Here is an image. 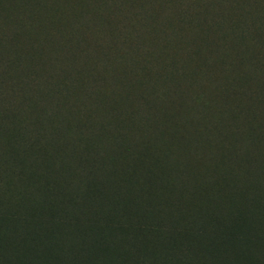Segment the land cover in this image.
Returning <instances> with one entry per match:
<instances>
[{
  "label": "trees",
  "instance_id": "trees-1",
  "mask_svg": "<svg viewBox=\"0 0 264 264\" xmlns=\"http://www.w3.org/2000/svg\"><path fill=\"white\" fill-rule=\"evenodd\" d=\"M31 1L33 8L40 10L42 2L47 3L49 0ZM168 1L171 0H141L140 5L145 3V7L139 6L142 10L140 9L138 13L126 11V7L120 8V11L123 10L130 16L150 17L155 22L159 14L165 11L160 5ZM228 1L241 10L237 18L226 20L222 17L219 4ZM191 2L192 0H174L168 17L154 24L157 31L163 35L157 47L161 52L164 49V52L162 55L159 54V57L153 51L141 56L145 60L142 61L143 66L154 67L151 61H154L157 67L159 65L156 75L146 78L141 74L135 76L133 81H129L125 76L127 71L123 67L119 79L120 83L126 82L124 83L126 87H119L116 96L113 97L123 98L131 95L130 90L136 85L137 89H133L132 94L140 89H147L153 94L151 97L159 98L157 88L160 82L178 84L182 79V69L178 65L175 66L173 58L171 60L166 58L173 55L171 47L178 45L180 40L187 37V32H190L194 37L199 35L202 39L205 38V42L202 41L204 43L202 60L209 61L213 58L212 67L209 63L203 64L204 76L209 71H212V74L215 72L219 74L222 68V72L235 74L232 80L223 83L226 88L228 85L227 89L233 88L229 93L239 95L237 98H264V0H202L200 8L197 6L200 3ZM110 4L118 8L114 2ZM242 5H246L245 9ZM13 6L12 0H0L1 32L7 29L5 15L11 11L7 9ZM19 6L18 3L15 13ZM23 6L17 13L15 21L21 22V16L26 13L25 22H22L24 23L22 27L26 28L30 24L27 21L36 18L37 14L34 9L29 10L27 5ZM78 7L79 2H75L70 8ZM174 7L175 10L171 12ZM207 7L210 8L208 12L204 10ZM100 8L103 9L98 7L97 10ZM101 14H98L96 25L106 23ZM10 16L12 15L7 14V18ZM67 27L66 36L61 35L57 38V41L61 38L57 46L65 59L69 55L71 57L79 55L77 43L81 37H86L82 31L80 32L75 21ZM145 27L147 28V25L144 24L142 35L139 33L141 39L137 40H132L126 32L120 35L121 28L115 30L109 48L110 51L115 48L121 54L113 56L112 61L123 58L122 64H129L124 58L134 59V56L130 55H138L136 52L145 49V43H151V40H142ZM206 38L210 41L207 42ZM171 39L173 40L170 41ZM114 43H117L116 46ZM121 44L124 46H119ZM127 48L131 49V52L126 53ZM110 51L108 54L105 52L107 56L112 55ZM42 52V43L35 44L29 51L22 50V57L18 56L10 63L16 62L26 68L25 66L32 65V61L34 63ZM34 57L37 59H33ZM72 64L63 65L65 71L60 76H57L59 72L38 73L35 66L32 69L28 66V78L35 93L34 101L31 102L33 112L30 113L25 98L16 91L12 96L18 98H9V102L2 103L7 112L0 108V251H3V255L0 254V264H33L36 258H39L37 264L84 262L109 264L116 259L119 262L118 255L123 251L126 255H131L133 262L143 263L144 259L139 261L137 258L146 257L147 254L157 257L159 248L153 254L151 243L160 246V237L167 232L166 226L138 219L142 218L145 212L146 215L155 213L156 208L161 206L166 198L165 193L178 191L177 198L181 200L182 193L187 191V181L182 180L179 187L175 182L176 178L181 179L183 176L189 178L190 175L197 177L194 174L197 173L196 170L191 171L187 164L202 152L200 129L204 125L202 128L199 127L198 119L192 118L194 125L188 123L192 127L193 135L189 133L175 138L171 134L170 138L164 137L161 131L156 132L153 129L144 131L150 118L144 117L138 119L140 122L143 120L140 124L135 123L137 115L135 110L122 113L116 109L115 106L118 105L113 99L109 109L112 114L108 121L116 124V132L111 137L104 135L106 129L102 132L101 128L97 127L99 120L95 125L88 117H82L80 120L73 115L84 110L92 111L98 103L93 101L88 92L83 93L84 96L80 93V97L84 98L76 100L69 98L76 89L75 85L71 84L78 80L77 73L71 70L74 69L71 67ZM132 76L130 75V78ZM147 86L149 88H146ZM172 88L170 87L168 91ZM104 90L108 91L102 88L100 93ZM205 91L208 92V89L202 88V92ZM2 104L0 102L1 106ZM204 107L208 108L207 102ZM152 108L148 110L150 114ZM238 108L242 113L244 110L247 112L246 117L240 111L233 110L229 120H226L230 122L229 127L232 131L248 135L254 149L264 150V104L256 108L242 104ZM223 116L222 118L226 115ZM69 117L71 122H68ZM258 119L259 125L248 126L251 121L258 123ZM212 120L216 121L215 118ZM103 126L110 128L109 124ZM251 128L255 130L252 132ZM211 130L212 128L208 129ZM249 131L252 134H247ZM212 133L209 140L215 139L219 151H224L223 157L226 158L224 161H229L232 166L239 168L236 173L238 176L249 177L254 183V186H250L252 194L247 198V192L241 190L240 186L237 187L234 180H230L233 179L230 171L224 173L221 171L214 180L215 188L209 191L208 197L213 199L207 208L209 212L204 211L202 215V226H189L184 228L183 232H180L177 226H173L174 234L167 232L170 239L163 248L165 251L162 250V255L166 256L174 246L177 247L178 242L185 240V245L180 249H183L181 250L183 255H187L189 252L187 246L201 243L199 238L201 237L202 243L216 245L217 252L223 258L222 261L213 264H251L242 258L243 250L250 253L255 251L252 245H249V248L243 245L251 243V235L248 232H241L239 228L228 229L224 222L229 214L234 217L250 218L253 215L251 208L254 204L263 202L264 211V163L261 166V163L255 165L254 162L253 168L249 165L241 166V163L247 161L242 156L246 151H243L241 134L239 138L234 133L231 142L227 144L221 141L220 137L217 138L213 130ZM175 142L179 143L178 148ZM212 144L214 142L211 146ZM207 146L209 141L205 143V147ZM190 148L191 153L187 152ZM155 157L160 160L153 159ZM139 159L160 163L155 165L150 162V169L148 167V170H144L138 166ZM220 159L219 163H223L222 158ZM215 163L220 166L218 162ZM196 164L199 162L194 165ZM209 166L210 164L204 166L202 163L203 170L208 171ZM158 169L165 172L158 173ZM215 170L217 173L218 169ZM172 171L178 172L179 175L173 177ZM222 187L227 188L225 201L228 200V204L216 198L224 191ZM142 196H145L144 206L140 208L138 199ZM158 235L157 241L149 239L150 237L157 239ZM86 245L87 249L84 247ZM140 249L145 250L147 254L139 253ZM81 251H84L85 256L88 255L84 261L78 258L83 255ZM230 251L232 255H229ZM230 256L233 259H230ZM215 260H219L217 256ZM262 262L264 264V260Z\"/></svg>",
  "mask_w": 264,
  "mask_h": 264
},
{
  "label": "rangeland",
  "instance_id": "rangeland-1",
  "mask_svg": "<svg viewBox=\"0 0 264 264\" xmlns=\"http://www.w3.org/2000/svg\"><path fill=\"white\" fill-rule=\"evenodd\" d=\"M25 2L24 0H12L14 6L7 9L11 11H8L7 13L6 11H3V13H6L5 21L7 29L5 32H1L2 29H0L1 104L3 102H9V98H18V96H12V94L15 95L16 91V93L21 94V96L25 98L24 100L29 106L30 113L31 111L33 112L34 109L31 102L34 101L35 93L33 92L32 83H30L28 78L27 67L31 66L32 69L33 66H35L38 73L50 72L49 74H53L59 72L57 76H60V74L65 71L63 65L73 63L71 67L74 69L71 70L72 72L75 71L77 73L78 80L76 83L72 82L71 85H75L74 88L76 89L72 93V96L69 95V98H72V100L84 98V94L88 92L93 101H97L98 103L96 108L92 111L84 110L74 113L73 115L80 120H82V117H88L92 124L97 123L99 120L100 122L97 127H100L102 132L106 129L104 135L111 137L116 132V124L112 121H108L109 116L112 114L109 109L111 108L110 104L113 99L118 105L115 106L116 109L122 113L134 112L135 110V113H137L135 116V123L140 124L143 121L142 120L140 122L138 119H142L144 117L150 118L148 125H145L147 127L144 128V131H151V129L156 132L161 131L164 137L169 136L170 138V135L173 134L175 138H180V136H186L191 133L192 127L189 126L188 123L194 125L192 118L198 119L197 123L199 124V127L202 128V125H204V127L200 129L202 131V152L195 160H190V164H187V168L191 171L194 172L196 170L197 173L194 174L197 177L194 178L193 175H190L189 178H185L184 176L181 177V179L176 178L175 182L179 187L182 180L187 181V191L182 193L181 200L177 198L178 191L165 193L166 198L162 201L161 206L156 208V212L151 215H146L147 212H145L144 216L138 220L164 224L166 226V231L173 234V226H177L180 229V232H183V229L189 226L201 227L202 215L206 211L209 212L207 208L213 199L208 197L209 191H212V189L215 188L214 180L221 173V171L222 173L230 171L231 178H233L230 180H234L237 187L240 186L241 190L244 189V191L247 192V198L250 194H252L250 192L254 183L249 179V177L238 176L236 173L239 171V168L235 165L232 166L229 161L225 162L224 160H226V158L223 157L224 151H219V145H215L217 143L215 139H209L213 135L212 130L217 138L220 137V140L227 144L228 142H231L234 133L238 137L241 134V138H239L244 145L243 151H246V153L242 156L247 159L246 162L241 163V166L245 167L249 165L253 168L258 163H261L262 166L264 159L260 158H264V150L261 148L257 150L256 148L254 149L251 147V141L248 138V135L246 136L244 133L239 131H232L229 127L230 122L226 120H229V117H231L230 113L233 110L240 111L238 108L239 105L245 104L246 107L250 106L251 108H256L264 104V98H237L239 95L229 93L233 88L227 89L228 85L226 88L223 83L232 80L233 75L235 74L226 71L222 72L221 67L219 74L217 72L212 74V71H209L208 74L204 76L205 72H203V64L209 63V65H211L210 67H212L213 59L212 58L209 61L202 60V50L204 47V43L202 41L205 42V38L202 39V36L199 35L194 37L190 32H187V37H185V39L180 40L178 45H173L171 47L173 55L166 59L171 60L173 58L172 61H175V66L178 65L181 67L182 79L176 85L173 83L169 84L168 82H160V85L157 88L160 94L159 98L151 97L153 94L147 89H140V91L138 90L135 94H132L134 91L133 89H137L136 85L132 87V90H130L131 95L123 98L113 97L116 96L119 87H126L124 84L126 82L120 83L121 80L119 79L121 78V71L123 67L127 71L125 76L129 81H133L135 76H139L141 74L146 78H152L156 75V72H158L159 65L158 67L155 66L154 61H151L152 66H154L152 68H149L148 65H142V63H144L142 61L145 60L141 54L143 55L149 51H153L158 57L159 54H163L164 49L161 52L157 47L159 45V39H162L163 35L157 31L154 24H158V21L162 22L164 20L163 18L166 19V17H168L174 0L160 5V7L165 8V11L159 14L155 22L151 20L150 17H142V15L130 16L126 15L123 10L120 11V8L126 7V11L138 13L140 9L142 10V7L139 6L145 7V3L140 5L141 0H49L47 2L48 5L46 1H44V3L42 2L40 10H35L33 8L31 0H25ZM75 2H79L80 7H78V9H71L70 7H72ZM110 2H114L118 5V8H116L114 4L111 5ZM18 3L20 8L18 7L19 9L15 13ZM191 3H200L197 5L199 8L202 6V0H192ZM23 5H27L29 10L34 9V12L37 14L36 18H32L27 21L30 22V24H28L26 28L22 27V24H24L22 22H25L26 13L21 16V22L15 21L18 17L17 13L23 9ZM98 7H102L103 9L100 8L97 10ZM242 7L245 9L246 5H242ZM209 9L210 8L208 7L204 8L207 12ZM174 10L175 7L171 12ZM219 11L223 14L222 17L226 20L228 18L229 20L237 18L241 13V10L235 8L233 4L229 3V1L219 4ZM0 13H2V11H0ZM99 13H102V18L106 22L102 25H96ZM7 14L12 16L7 18ZM11 20H14V22ZM73 21L78 24L80 32L82 31L86 37H81L77 43V48L78 46L81 48H78L80 51L79 55H75L74 57L69 55V57L65 59L64 54L57 46V42L61 40V38L58 39V41L57 38L61 35L66 36L67 32H65V30ZM144 24L147 25V28L145 27L144 29L145 31L142 36V40H151V43H145V49H140L136 52L138 55H130L134 56V59L129 60L128 58H124L129 64H122L123 58L112 61L113 56L121 54V52L119 53L117 49L114 48V50L110 51L109 48L111 46L110 43H112V35L115 34V30L117 28H121L122 31L120 32V35H122L123 32H126L130 35L132 40H137L138 38L141 39L139 33L142 35V27ZM12 27L13 30H11ZM133 28H135L134 31ZM172 40L173 39L170 41ZM206 41L209 42L210 39L206 38ZM152 42L154 44H152ZM39 43H42L43 52L42 55H39L40 57L38 59L36 57L33 58L37 60H35L34 63L32 61V65H27L25 66L26 68H24L23 65H18L15 61V64L10 63L11 60L17 58L18 56L22 57V50L28 49L29 51V48L35 47V44ZM116 44L117 43H114V46H116ZM119 46L124 45L121 44ZM129 47H131V45H129ZM109 51L112 54L109 55L110 57L106 55ZM127 52H131V49L127 48L126 53ZM207 58H209V55ZM130 61L133 63H130ZM146 61H148V59ZM145 64H147V62ZM130 75L133 76L130 78ZM183 77H186V79ZM89 85H92L93 87H90ZM170 87L173 88L171 91H168ZM102 88L108 89V91L106 92V90H104L103 93H100ZM146 88L149 87L147 86ZM202 88L208 89V92L205 91L203 93ZM80 93H84L82 97H80ZM211 93L213 94L211 95ZM141 96L142 98H140ZM149 100H151V102ZM240 101H242V103H239ZM205 102H207L208 108L204 107ZM151 107L153 108L151 109L150 114L148 110ZM0 108L1 110H4L5 113L7 112V108H5L4 104H2V106L0 105ZM112 110L114 111V109ZM240 112L242 113V111ZM223 113L226 115H224L225 117L222 115ZM32 114L34 115V113ZM242 114L246 117L245 115L247 112L244 110ZM216 116H218V118ZM222 116L224 118H222ZM213 118H215V122L217 123L212 120ZM68 122H71L70 117L68 118ZM106 124H109L110 128H105L103 126ZM257 124L259 125V119L258 123H256V121H251L248 126H255ZM242 126H245L244 122H242ZM209 128H212V130L208 131ZM253 130L255 129L251 128L252 132ZM191 134L193 135V132ZM247 134L252 133L249 131ZM206 141H209V146L207 147H205ZM212 142H214V144L211 146ZM175 143L178 148L179 143ZM176 145H173V147H176ZM191 151V148L187 150L189 153H191ZM188 156L190 157V155ZM219 157L222 158L224 164L219 163ZM153 159L160 160V158L156 157ZM139 160L138 166L143 167L144 170H148V167L150 169V162L155 165L160 163L159 161L154 162L153 160ZM214 161L218 162L220 166H218ZM196 162H199V164L194 165ZM202 163L204 166L210 164V169L208 171H206V169L203 170L204 168L202 167ZM237 163L239 166V162ZM215 168L218 169L217 173ZM164 172L165 170L158 169V173ZM233 174H235V176H233ZM171 175L173 177H177L179 173L172 171ZM198 181H200L199 186ZM222 189L224 191H222L220 196H217L216 198H219L224 201L225 204H228V200L225 201V195L228 193L227 188L222 187ZM144 198L145 196H142L138 199L140 208L144 206ZM262 203H260L261 205L254 204L252 206L251 212L253 215L250 218L247 216H245V218L243 216L234 217L229 214L224 222L225 227L228 229L236 230L239 228L241 232H248L251 235V243H243V245L246 247L252 245V248L255 251L251 253L244 250L242 251V256H244L242 258L244 261L251 264H263L262 261L264 260V211L262 210ZM167 232L163 234V236L161 235L159 247L157 246L158 244L155 245L154 243H151L153 246V254L156 253V249L159 248L157 257H154L156 255L152 256L147 254L145 253V250L140 249L139 253L142 252L147 254L146 257L137 258L138 260L144 259L143 263H139L138 261L133 262L131 255H126L123 251V253H119L118 255V259H120L119 262L116 259V261L109 264H182V262H188L187 264H213L223 260V258L220 257V253L217 252V246L211 243H202L201 237H199L201 243L189 244L187 246V248H189L187 255H183V251L181 252L183 249H180L182 245H185V240L178 242L177 247L174 246L172 250L163 257L162 250L165 251L163 248L167 245V242L170 239L167 236ZM91 236L92 234L90 232V238ZM149 239L151 241H157L159 239V235L157 239L152 237ZM84 247L87 249L88 246L86 245ZM80 253L83 255L78 256V258L83 259L84 261L88 255L85 256L84 251H81ZM0 254L3 255V251H0ZM94 255L95 253H93V256ZM229 255H232V251L229 252ZM216 256L219 260H215ZM230 259L233 258L230 256ZM38 260L39 258H36L33 264H37L36 261ZM240 260L242 259L240 258ZM83 264H89V262H84Z\"/></svg>",
  "mask_w": 264,
  "mask_h": 264
}]
</instances>
